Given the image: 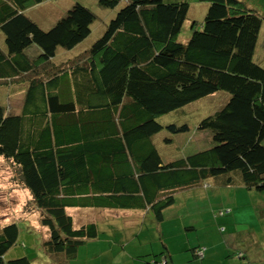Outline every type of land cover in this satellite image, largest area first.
Returning <instances> with one entry per match:
<instances>
[{
  "label": "trees",
  "instance_id": "trees-1",
  "mask_svg": "<svg viewBox=\"0 0 264 264\" xmlns=\"http://www.w3.org/2000/svg\"><path fill=\"white\" fill-rule=\"evenodd\" d=\"M41 1L0 0V86L20 84L24 94L18 112L0 103V156L16 165L39 210L47 232L41 244L53 263L99 234L96 221L75 227L70 206L136 208L160 220L177 191L208 179L264 188V65L254 58L262 7L205 0L200 26L192 21L183 41L188 0H98L121 4L102 34L51 61L58 47L72 48L90 33L95 13L76 1L44 29L26 12ZM32 44L36 58L27 52ZM221 89L226 101L196 123L213 144L164 160L152 139L163 127L157 117ZM18 236L16 221L0 229V264H33L27 254L5 257ZM164 247L153 264L172 262ZM200 248L191 247L204 257Z\"/></svg>",
  "mask_w": 264,
  "mask_h": 264
},
{
  "label": "rangeland",
  "instance_id": "rangeland-1",
  "mask_svg": "<svg viewBox=\"0 0 264 264\" xmlns=\"http://www.w3.org/2000/svg\"><path fill=\"white\" fill-rule=\"evenodd\" d=\"M76 1L95 13L91 31L72 48L58 47L51 61H62L88 48L102 34L121 5L109 7L98 0H43L31 2L26 12L47 29ZM188 1L186 19L178 35L183 41L191 32L192 21L196 20L197 27L200 26L209 5L205 0ZM246 1L264 9V0ZM263 29L264 20L254 58L264 65ZM27 52L36 58L39 48L32 44ZM23 96L20 84L0 86V103L6 104L9 112L21 109ZM227 96V91L217 90L160 114L157 120L163 127L153 134L152 139L162 158H178L212 145L209 130L197 129L196 123L218 109ZM169 122H186L189 128L172 133L164 126ZM165 137L170 140L166 141ZM19 180L16 165L1 155L0 229L11 221L19 225L18 240L7 250L5 257L27 254L33 264H58L51 261L53 258L42 247L46 226L41 225L39 210ZM68 212L73 215L75 227L96 221L99 234L80 243L76 255L63 260V264H153L152 259L160 260L164 244L172 258L168 264H230L235 258L243 264H264V188L248 189L239 183L219 185L208 179L204 185L177 191L175 200L163 210L160 220L151 215L145 217L143 211L136 208L70 206ZM193 245H204L207 249L205 256L195 255L191 249ZM239 248L248 252L244 258L238 257Z\"/></svg>",
  "mask_w": 264,
  "mask_h": 264
},
{
  "label": "crops",
  "instance_id": "crops-1",
  "mask_svg": "<svg viewBox=\"0 0 264 264\" xmlns=\"http://www.w3.org/2000/svg\"><path fill=\"white\" fill-rule=\"evenodd\" d=\"M263 11H264V9H263ZM264 20V19H263ZM262 25H263V21H262V24H261V28H260V30H259V33H260V31H261V29H262ZM264 30V29H263ZM192 227H194L193 225H191ZM165 245V244H164ZM245 249H240L239 248V250H238V252H243V254H240V253H238L239 255H238V257H242V258H244L245 256H246V254L248 253L246 250L244 251ZM205 251H207V249L205 250ZM241 255V256H240ZM204 256H205V252H204ZM216 257V259H218V260H220L221 258L220 257H218V256H215ZM231 259V258H230ZM233 259V258H232ZM230 264H243V263H241V261L240 260H238L237 258H235V260H234V262H230Z\"/></svg>",
  "mask_w": 264,
  "mask_h": 264
},
{
  "label": "built area",
  "instance_id": "built-area-1",
  "mask_svg": "<svg viewBox=\"0 0 264 264\" xmlns=\"http://www.w3.org/2000/svg\"><path fill=\"white\" fill-rule=\"evenodd\" d=\"M204 249H205V246H201V248L197 250V253L199 255H203Z\"/></svg>",
  "mask_w": 264,
  "mask_h": 264
},
{
  "label": "clouds",
  "instance_id": "clouds-1",
  "mask_svg": "<svg viewBox=\"0 0 264 264\" xmlns=\"http://www.w3.org/2000/svg\"><path fill=\"white\" fill-rule=\"evenodd\" d=\"M240 254H242V252H239Z\"/></svg>",
  "mask_w": 264,
  "mask_h": 264
}]
</instances>
